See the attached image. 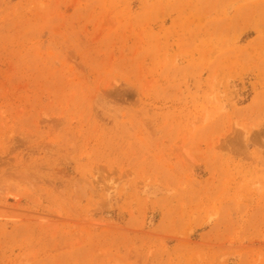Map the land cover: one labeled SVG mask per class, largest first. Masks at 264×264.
I'll list each match as a JSON object with an SVG mask.
<instances>
[{
    "label": "rangeland",
    "instance_id": "374dc122",
    "mask_svg": "<svg viewBox=\"0 0 264 264\" xmlns=\"http://www.w3.org/2000/svg\"><path fill=\"white\" fill-rule=\"evenodd\" d=\"M0 264H264V0H0Z\"/></svg>",
    "mask_w": 264,
    "mask_h": 264
}]
</instances>
